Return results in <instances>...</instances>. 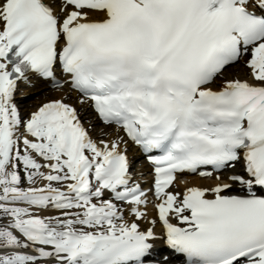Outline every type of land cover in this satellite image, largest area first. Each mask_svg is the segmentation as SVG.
Listing matches in <instances>:
<instances>
[{
  "label": "snow or ice",
  "instance_id": "6c2138e0",
  "mask_svg": "<svg viewBox=\"0 0 264 264\" xmlns=\"http://www.w3.org/2000/svg\"><path fill=\"white\" fill-rule=\"evenodd\" d=\"M37 80L62 95L26 116ZM161 245L264 264V0H0V264H168Z\"/></svg>",
  "mask_w": 264,
  "mask_h": 264
},
{
  "label": "bare ground",
  "instance_id": "6f19581e",
  "mask_svg": "<svg viewBox=\"0 0 264 264\" xmlns=\"http://www.w3.org/2000/svg\"><path fill=\"white\" fill-rule=\"evenodd\" d=\"M231 71H232L231 74L232 73H239L240 74V78H244L245 75H246V69H243L242 67H240V68H238V67L237 68H234ZM37 83H38L37 87H35L33 89L26 90L25 93H27V94H29L31 96L34 93L43 91L44 89H47V87H48L47 84L44 83L43 81H40V82H37ZM61 95H62V93L60 91L55 92V91L50 90V91L44 92L43 95H41V99L46 98L45 100H47V99H51V97L59 98ZM75 95L76 94H73V98H75ZM18 98H20V97L18 96ZM36 100H31L30 102L28 101V103H24V104L21 105L22 113L24 115H25V113H27L29 111V108H34L35 109L37 107V104H40L38 102V99H36ZM70 101H68V102L75 103V102H73V100H70ZM76 107L78 109L80 108L79 105H76ZM87 111H88V117L87 118L88 119H91L93 121V123L98 124L99 123V120L94 118V116L92 115V112L90 111V109L87 110ZM81 117H82V119L85 118V113L83 111L81 112ZM93 132H94V135H95L96 134L95 131H93ZM140 157H141V154L137 150V152H136V158L139 159ZM146 166H147V168L141 166L140 167V170L143 171V172H145L146 174H148L147 169H148L149 166L148 165H146ZM150 178H151L150 175H146V178L145 179L147 180V183L144 184L145 187H147V186L150 185ZM185 180L186 181H184V182H181V180H178L177 181L180 184V187L181 188H183L185 186H193V185H197V186H209V185H212L215 182L214 181V178H212V179H204V178L197 177V176H188ZM158 230H159V228H158Z\"/></svg>",
  "mask_w": 264,
  "mask_h": 264
},
{
  "label": "rangeland",
  "instance_id": "374dc122",
  "mask_svg": "<svg viewBox=\"0 0 264 264\" xmlns=\"http://www.w3.org/2000/svg\"><path fill=\"white\" fill-rule=\"evenodd\" d=\"M238 68H240V67H238ZM234 68H229L228 69V74H231V70H233ZM24 89V88H23ZM30 96V95H29ZM40 96H41V92H37V93H34V94H32L27 100H26V102L28 103V101L30 102L31 100H36V99H38V102L39 103H42L44 100H45V98L44 99H41L40 98ZM53 98H56V97H53ZM37 101V100H36ZM33 102V101H32ZM35 102V101H34ZM30 104V103H29ZM27 105V104H26ZM39 104H37V106H38ZM29 110H32L31 108H29ZM26 114V113H25ZM141 162V164L143 165V162L142 161H140ZM228 174V173H227ZM184 181H186L185 179H183V180H181V182H184Z\"/></svg>",
  "mask_w": 264,
  "mask_h": 264
}]
</instances>
